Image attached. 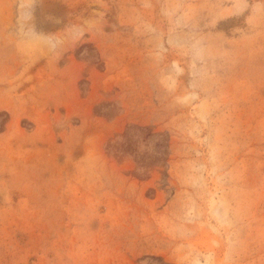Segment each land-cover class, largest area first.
I'll return each instance as SVG.
<instances>
[{
	"label": "rangeland",
	"instance_id": "obj_1",
	"mask_svg": "<svg viewBox=\"0 0 264 264\" xmlns=\"http://www.w3.org/2000/svg\"><path fill=\"white\" fill-rule=\"evenodd\" d=\"M0 264H264V0H0Z\"/></svg>",
	"mask_w": 264,
	"mask_h": 264
}]
</instances>
